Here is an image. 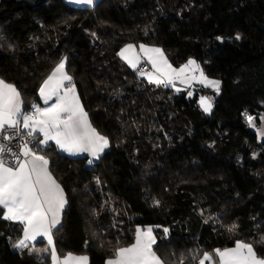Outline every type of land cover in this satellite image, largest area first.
Wrapping results in <instances>:
<instances>
[{"label": "trees", "instance_id": "obj_1", "mask_svg": "<svg viewBox=\"0 0 264 264\" xmlns=\"http://www.w3.org/2000/svg\"><path fill=\"white\" fill-rule=\"evenodd\" d=\"M127 45L160 48L173 67L200 63L221 82L212 112L198 106L205 90L178 94L136 74L118 55ZM64 57L109 149L91 164L54 145L42 153L67 201L57 255L105 264L151 227L168 264H199L238 241L264 259V142L246 119L264 115V0H0V79L26 106ZM21 227L0 219V264H52L49 251L13 248Z\"/></svg>", "mask_w": 264, "mask_h": 264}, {"label": "snow or ice", "instance_id": "obj_2", "mask_svg": "<svg viewBox=\"0 0 264 264\" xmlns=\"http://www.w3.org/2000/svg\"><path fill=\"white\" fill-rule=\"evenodd\" d=\"M72 2L88 6L95 4V0ZM92 35L95 36V33ZM234 38L239 41L242 37L237 33ZM217 39L223 40L222 37ZM133 49V45H128L118 55L135 69L139 59L129 55ZM140 50L147 55L155 70L147 74L149 83L167 86L177 79L185 84L194 80L220 94L221 82L206 76L195 60L189 59L180 68H175L162 49L140 45ZM66 60L67 57L61 59L39 89V95L48 107L33 104L31 111H25L21 93L14 85L0 79V209L5 210L0 219L22 226V236L13 242V248H29V244H34L38 237H44L51 246L53 264H87L86 256L68 254L62 262L57 256L53 230L59 231L58 226H62L61 213L67 201L63 188L52 175L47 155L42 153L44 148L50 147L49 142L54 141L61 151L70 155L89 153L99 159L109 147V140L89 122L73 78L65 70ZM49 101L53 102L49 104ZM199 103L205 113L211 112L213 105L210 98L201 97ZM246 119L250 126H255V117L246 114ZM8 129L14 131L9 133ZM17 136L25 139L13 144ZM28 137L30 141L26 139ZM88 162L91 164L93 161ZM153 206L159 207L160 202L154 200ZM236 227L233 224L229 231ZM168 231L164 229L165 234ZM156 243L151 227L146 231L138 228L135 243L119 248L116 258L108 260L107 264H168L154 250ZM33 251L39 253L43 250L32 247L30 254ZM215 255L219 257L218 264H264V259L257 258L252 245L239 241L235 248L216 249ZM212 259L211 254L204 252L199 264H206ZM177 264H184L183 258H179Z\"/></svg>", "mask_w": 264, "mask_h": 264}, {"label": "crops", "instance_id": "obj_3", "mask_svg": "<svg viewBox=\"0 0 264 264\" xmlns=\"http://www.w3.org/2000/svg\"><path fill=\"white\" fill-rule=\"evenodd\" d=\"M66 2L70 5V6H72V7H76V8H93L94 6H88V5H80V4H76V3H73L72 2V0H66ZM97 2V0H95V3ZM95 5V4H94ZM128 46V45H127ZM126 47V46H125ZM124 47V48H125ZM147 47H149V46H147ZM124 48H122V49H124ZM149 48H156V47H149ZM121 49V50H122ZM129 55H132V56H135V57H137L138 59H139V63H138V65H137V67H139L142 63H144V64H147L148 66H149V68H150V70H149V72H147V73H144L143 75L141 74V76H145L146 78V80H148V78H147V74L148 73H152V72H154L155 70L153 69V67H152V65H151V63H149V61H148V58H147V55L144 53V52H142L141 50H140V46H138V47H135L134 46V49H133V51L131 52V53H129ZM168 60V59H167ZM127 62V61H126ZM170 63V62H169ZM128 64V63H127ZM129 65V64H128ZM57 66V65H56ZM55 66V67H56ZM130 66V65H129ZM54 67V68H55ZM131 67V66H130ZM136 67V68H137ZM53 68V69H54ZM132 68V67H131ZM133 69V68H132ZM53 71V70H52ZM52 71L49 73V75L52 73ZM48 75V76H49ZM48 76L44 79V80H46L47 78H48ZM44 80H43V82H44ZM42 82V83H43ZM42 83H41V85H42ZM153 84H155V83H153ZM41 85L39 86V88H38V90H37V93H36V98H35V100H33V101H31V103L28 105V106H26L25 104H24V102H23V109L25 110V111H31L32 110V105L33 104H37V105H39V106H41V107H48L49 105H45L44 103H43V100H42V98L40 97V95H39V89H40V87H41ZM155 85H157V84H155ZM160 86H165L164 84H161ZM78 95V94H77ZM53 101H49V104H51ZM49 144H50V146L51 145H54L56 148H57V150L61 153V154H63V155H65L66 157H69V158H84V157H86V158H88L89 160H92L93 162L94 161H96L97 159L96 158H94V157H92L89 153H81V154H79V155H70V154H68L67 152H63V151H61L58 147H57V145L55 144V142L54 141H50L49 142ZM41 147H43V146H41ZM45 149V148H44ZM109 149V148H108ZM108 149H105L104 150V152H106ZM103 152V153H104ZM103 153H101L100 154V156L103 154ZM54 177V176H53ZM55 178V177H54ZM55 180L59 183V181L55 178ZM60 184V183H59ZM60 186H61V184H60ZM62 187V186H61ZM64 196H65V199H66V195H65V192H64ZM66 206H67V203H66V205H65V207H64V210H65V208H66ZM3 210V209H2ZM64 210H63V212L61 213V223H62V217H63V213H64ZM3 211H5V210H3ZM11 222V221H10ZM14 223V222H13ZM17 224V223H16ZM59 227V226H58ZM148 228H146V229H141L142 231H146ZM55 230V229H54ZM54 230H53V232H54ZM152 231H153V235L157 238V243L155 244V245H153V248H154V250H156L155 249V247H156V245L162 240V237H163V235H162V232H160L157 228H152ZM38 243H43L44 244V246L43 247H35V248H38V249H41V250H43V251H41V252H39V253H37V252H32V254L34 255V256H41V255H43V254H45V253H47L48 251L50 252V254H51V246H49L48 245V243H47V239L46 238H44V237H38L37 238V240H36V242H34V244L33 243H30L29 244V247H34V245H36V244H38ZM53 243H54V237H53ZM134 243H135V241H134ZM133 243V244H134ZM54 246H55V244H54ZM157 251V250H156ZM157 255H159V253L157 252ZM58 256V255H57ZM66 256H68V255H66ZM66 256H64V257H59L60 258V260H61V262L63 261V259L66 257ZM74 257H81V256H85V255H73ZM87 257V256H86ZM88 258V257H87ZM116 258V255H115V257H113V258H111V260H114ZM110 260V259H109ZM108 261V260H107ZM107 261H106V263L105 264H107ZM51 263L53 264V261H52V257H51ZM87 264H90V261H89V258L87 259Z\"/></svg>", "mask_w": 264, "mask_h": 264}, {"label": "rangeland", "instance_id": "obj_4", "mask_svg": "<svg viewBox=\"0 0 264 264\" xmlns=\"http://www.w3.org/2000/svg\"><path fill=\"white\" fill-rule=\"evenodd\" d=\"M196 61V60H195ZM197 62V61H196ZM198 63V62H197ZM186 64V63H185ZM200 65V63H198ZM184 65V64H183ZM182 66V65H181ZM181 66L179 67H175V68H180ZM200 67L202 68V66L200 65ZM198 75V73H197ZM206 75V74H205ZM143 78H146L145 76H141ZM212 80H217V79H213V78H210ZM219 81V80H218ZM168 87H172L173 89H175L176 93L178 94H183V93H186L188 92L189 90H191V92H194V89H198V90H205V93L204 94H199V98H198V106L200 108V110H202L201 106H200V99L201 97H208L210 98L211 102H212V105L214 104V100L217 96L216 92L212 89V88H207V87H204L203 85H201L200 83L196 82V81H191L190 84H185V83H182L179 79L175 80L173 82V84L171 85H167ZM220 93H221V86H220ZM189 98H192L193 95H189ZM213 109V107H212ZM203 111V110H202ZM204 112V111H203ZM212 112V110H211ZM210 112V113H211ZM205 113V112H204ZM210 113H205V114H210ZM248 122V121H247ZM254 124L255 126H250L249 123H248V126L249 128L251 129V131H253L255 134H256V138H257V141L259 143H263L264 142V135H261L262 132H264V115L258 117V119H255L254 120ZM109 148V147H108ZM107 148V149H108ZM245 244H248L246 242H243ZM232 248H235L232 247ZM229 249V248H227ZM224 250V249H223ZM207 253L211 254L213 259L211 261H208L206 262V264H218L219 262V257L215 255V250H212V251H208ZM202 258V257H201ZM258 258V257H257Z\"/></svg>", "mask_w": 264, "mask_h": 264}, {"label": "built area", "instance_id": "obj_5", "mask_svg": "<svg viewBox=\"0 0 264 264\" xmlns=\"http://www.w3.org/2000/svg\"><path fill=\"white\" fill-rule=\"evenodd\" d=\"M150 68L147 64L142 63L139 67L135 68V73L136 74H141L143 73H147L149 72ZM9 133H12L14 130L12 129H8ZM23 139H25V137H21V136H17L15 140L12 141L13 144H16L17 141H23ZM29 141L31 140L30 137L26 138ZM4 143H7V141H4Z\"/></svg>", "mask_w": 264, "mask_h": 264}]
</instances>
